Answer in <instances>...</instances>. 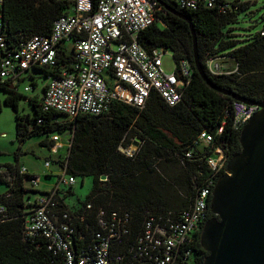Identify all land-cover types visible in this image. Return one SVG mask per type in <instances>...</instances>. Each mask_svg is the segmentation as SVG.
<instances>
[{
  "label": "trees",
  "instance_id": "16d2710c",
  "mask_svg": "<svg viewBox=\"0 0 264 264\" xmlns=\"http://www.w3.org/2000/svg\"><path fill=\"white\" fill-rule=\"evenodd\" d=\"M158 3L161 7L156 10L154 21L139 32L137 41L147 51L153 48L169 51L175 63L181 59L189 61L192 75L182 88L181 101L173 106L152 93L141 107L113 100L106 112L78 114L69 122L61 120L62 116L68 117L63 113L44 110L42 101L47 79L57 76L62 69L70 71L75 62L70 41L59 48L55 66L33 65L17 81L0 77V91L5 94L0 98V110L3 103L15 111L16 139L24 143L38 137L40 144L50 149L53 135L67 134V152L51 162L75 181L87 176L92 178V189L86 199H78V204L73 206L65 201L72 194V185L60 188L59 177L58 183L48 188L56 189L57 199L55 206H48V212L56 219L57 226L66 223L73 229L69 240L75 254L92 248L96 233L103 231L100 220L109 223L112 212H116L118 216L128 215V232L120 242L112 243L111 253L121 255L116 264L133 263L139 259L137 239L143 231L144 220L155 216L165 221L191 207L205 181L222 175L228 159L240 151L241 129H234L232 117L225 116V110L234 100L212 89L195 69L190 23L208 79L244 99L264 100V25L247 40L238 39L228 27L237 22L249 1L230 0L225 10L202 5L186 9L174 0H158ZM92 4L95 9L97 0H92ZM1 8L6 49L18 48L33 35H49L53 22L73 11L72 4L62 0H3ZM2 55L1 49L0 58ZM211 57L229 60L233 68L225 70L228 73L213 74L206 65ZM27 72V85L31 88L28 92L38 87L37 78L43 79L39 91L28 96L24 90H18ZM21 98L29 101L33 115L19 113ZM220 126L222 131L218 132ZM202 131L211 134L209 142L199 138ZM134 138L140 141L128 155L124 149ZM216 149H221L226 156L219 170L208 164L209 158H216ZM22 167L17 161L0 166V182L8 185V191L0 195V264H63V254L48 249L43 236L24 235L26 222L38 207L39 196L48 189L37 190L38 184L34 186L28 181L34 175L28 170L21 172ZM44 177L52 175L46 173ZM210 216L208 209L205 220ZM203 223L192 234L195 241L190 259L200 255L193 258V264H202L206 255L199 243Z\"/></svg>",
  "mask_w": 264,
  "mask_h": 264
},
{
  "label": "built area",
  "instance_id": "2783aa9c",
  "mask_svg": "<svg viewBox=\"0 0 264 264\" xmlns=\"http://www.w3.org/2000/svg\"><path fill=\"white\" fill-rule=\"evenodd\" d=\"M2 1L0 50L3 55L0 58V77L17 81L33 65L55 66L59 48L71 42L75 62L70 71L62 69L57 76L47 79L42 101L44 110H54L73 118L78 114H102L109 109L113 100L141 107L152 93L170 106L181 101L182 88L189 83L192 75L189 61L181 59L178 63L174 62L173 70L167 73L162 63L165 51L162 48L147 51L137 41L139 32L154 21L155 12L161 7L158 0H97L95 9L92 0H62L72 4L73 11L59 16L53 22L49 35H33L16 49L5 48ZM174 1L186 9L202 5L225 10L230 6V0ZM206 65L213 74L229 72L223 71L218 57L209 58ZM30 89L29 85L24 86L25 92ZM256 111V105L234 100L225 110V116L232 117V126L238 130ZM221 131L222 126L218 128V132ZM51 138L53 145L50 150L54 153L69 145L68 140L65 145L60 142L57 135ZM199 138L207 143L211 140V134L202 131ZM124 151L128 155L132 153L128 149ZM225 162L226 156L221 149H216V158L208 159V164L215 170H219ZM44 165L49 167L50 161L45 160ZM21 172H27V169L22 167ZM62 172L65 175V171ZM66 177H60V181L67 185L75 183L74 177ZM28 181L36 186L39 176H33ZM215 181L208 178L198 190L191 207L167 220L148 216L137 239L136 253L139 259L131 264H193L190 259L195 241L192 234L201 222L206 221L208 200ZM46 191V194L39 196L38 207L26 222L25 236H43L48 249L63 254V264H116L121 260V255H112L111 245L120 242L128 232L127 214L118 216L112 212L109 223L100 220L103 231L96 233L92 248L75 254L69 240L73 229L66 223L57 226L56 219H52L53 215L48 212V206H55L56 189Z\"/></svg>",
  "mask_w": 264,
  "mask_h": 264
},
{
  "label": "water",
  "instance_id": "95a60500",
  "mask_svg": "<svg viewBox=\"0 0 264 264\" xmlns=\"http://www.w3.org/2000/svg\"><path fill=\"white\" fill-rule=\"evenodd\" d=\"M190 29L193 63L201 78L233 100L257 106L240 130V151L228 159L215 181L209 201L212 216L200 231L199 243L206 252L202 264H264V100L250 101L214 85L199 60L191 23Z\"/></svg>",
  "mask_w": 264,
  "mask_h": 264
},
{
  "label": "rangeland",
  "instance_id": "374dc122",
  "mask_svg": "<svg viewBox=\"0 0 264 264\" xmlns=\"http://www.w3.org/2000/svg\"><path fill=\"white\" fill-rule=\"evenodd\" d=\"M244 1H249V6L240 13L237 22L228 25V27L232 29V33L237 34V38L241 40L249 39L264 25V0ZM162 63L165 72L169 73L173 70L174 61L169 51L163 54ZM220 63L223 68H225L224 70H230L233 68V64L229 60H220ZM27 75L28 72L25 74L26 78L21 79L18 87V90L20 92H24V86L29 82V78L27 77ZM37 81L38 87L34 91H30L28 93L25 92L27 96L39 91V86L42 84L43 79L39 77L37 78ZM4 96V92L0 91V98L2 99ZM1 105L0 166L3 167L7 163H14L15 161H17L20 166H24L32 175L39 176L40 181L36 186V189L39 191L55 186L58 183L59 177L67 178L66 175L63 174L60 167L56 163L51 162L52 160L59 157H64L66 153V146L58 149V151L54 153L48 147L41 145V138L38 137H32L26 140L24 143H20L16 139V127L14 118L15 111L10 106L4 105L3 103ZM18 111L21 114L30 113L31 115H33L31 104L25 98L19 99ZM61 120L69 122L71 118L62 116ZM67 140V134L60 135V142H62L64 145ZM134 142H137L138 144L139 141L136 138L132 139V143L126 147L129 151H134L137 147L134 145ZM45 160L50 161L49 167H46L44 165ZM46 173L51 174L52 177L45 178L44 175ZM102 180H104V178ZM66 186L67 184L63 182L59 184L60 188H64ZM91 189L92 178L90 176H87L84 179L76 178L75 183H73L72 188H70L72 194H69L65 197L66 203L70 206H73V203H77L78 199H80V201L85 200ZM7 191L8 185L5 182H0V195L5 194Z\"/></svg>",
  "mask_w": 264,
  "mask_h": 264
},
{
  "label": "flooded vegetation",
  "instance_id": "af4514ba",
  "mask_svg": "<svg viewBox=\"0 0 264 264\" xmlns=\"http://www.w3.org/2000/svg\"><path fill=\"white\" fill-rule=\"evenodd\" d=\"M203 250V249H202ZM204 251V250H203ZM194 256V255H192ZM196 257H200V255H197ZM195 256L194 257H191V260H193V258H196Z\"/></svg>",
  "mask_w": 264,
  "mask_h": 264
},
{
  "label": "crops",
  "instance_id": "0c3cea01",
  "mask_svg": "<svg viewBox=\"0 0 264 264\" xmlns=\"http://www.w3.org/2000/svg\"><path fill=\"white\" fill-rule=\"evenodd\" d=\"M28 172H29V170H28Z\"/></svg>",
  "mask_w": 264,
  "mask_h": 264
}]
</instances>
